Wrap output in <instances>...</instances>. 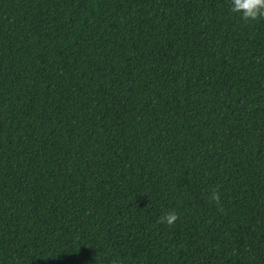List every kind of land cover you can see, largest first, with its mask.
Returning a JSON list of instances; mask_svg holds the SVG:
<instances>
[{
  "label": "trees",
  "instance_id": "obj_1",
  "mask_svg": "<svg viewBox=\"0 0 264 264\" xmlns=\"http://www.w3.org/2000/svg\"><path fill=\"white\" fill-rule=\"evenodd\" d=\"M229 4L0 0V264H264V18Z\"/></svg>",
  "mask_w": 264,
  "mask_h": 264
},
{
  "label": "clouds",
  "instance_id": "obj_2",
  "mask_svg": "<svg viewBox=\"0 0 264 264\" xmlns=\"http://www.w3.org/2000/svg\"><path fill=\"white\" fill-rule=\"evenodd\" d=\"M229 10L243 21H255L264 18V0H230ZM209 199L218 204L220 197L216 191H212ZM159 219L170 226L177 220V214L175 211L166 212ZM112 264H123V262L119 258H114Z\"/></svg>",
  "mask_w": 264,
  "mask_h": 264
}]
</instances>
